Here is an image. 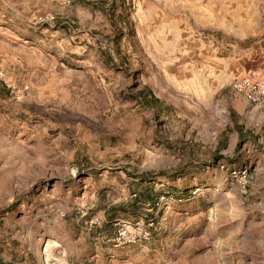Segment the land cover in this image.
I'll list each match as a JSON object with an SVG mask.
<instances>
[{
  "label": "rangeland",
  "instance_id": "1",
  "mask_svg": "<svg viewBox=\"0 0 264 264\" xmlns=\"http://www.w3.org/2000/svg\"><path fill=\"white\" fill-rule=\"evenodd\" d=\"M64 1L0 0V264H264V109L230 86L264 82V0Z\"/></svg>",
  "mask_w": 264,
  "mask_h": 264
},
{
  "label": "built area",
  "instance_id": "2",
  "mask_svg": "<svg viewBox=\"0 0 264 264\" xmlns=\"http://www.w3.org/2000/svg\"><path fill=\"white\" fill-rule=\"evenodd\" d=\"M66 4H69V0L64 1ZM44 22L52 23L54 21V15L47 14L41 18ZM2 71L0 70V74ZM230 86L232 90L239 95H242L252 107H260L264 104V82L254 80L248 75L236 77L232 79ZM224 167V165H221ZM227 168V167H226ZM229 176L232 180H242L245 176V170H240L236 168H230ZM198 191V188L192 190V194H195ZM244 192V187L242 189ZM174 197L172 194H160L158 196L159 202H164L170 204L173 201ZM177 201L181 202L182 197H178ZM115 232L113 240L116 245H125V244H141L149 241L152 237L153 231V220L148 221H130V220H118L114 222Z\"/></svg>",
  "mask_w": 264,
  "mask_h": 264
},
{
  "label": "crops",
  "instance_id": "3",
  "mask_svg": "<svg viewBox=\"0 0 264 264\" xmlns=\"http://www.w3.org/2000/svg\"><path fill=\"white\" fill-rule=\"evenodd\" d=\"M246 106H250L251 104L247 101V103L245 104ZM255 108H257V107H255ZM258 108H260V109H264V104L263 105H261L260 107H258Z\"/></svg>",
  "mask_w": 264,
  "mask_h": 264
},
{
  "label": "trees",
  "instance_id": "4",
  "mask_svg": "<svg viewBox=\"0 0 264 264\" xmlns=\"http://www.w3.org/2000/svg\"><path fill=\"white\" fill-rule=\"evenodd\" d=\"M154 101L157 102L158 100L154 98Z\"/></svg>",
  "mask_w": 264,
  "mask_h": 264
}]
</instances>
